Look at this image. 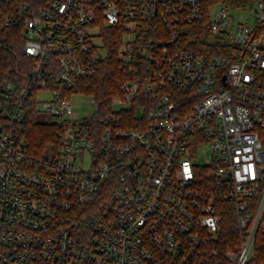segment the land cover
<instances>
[{
	"label": "built area",
	"instance_id": "1",
	"mask_svg": "<svg viewBox=\"0 0 264 264\" xmlns=\"http://www.w3.org/2000/svg\"><path fill=\"white\" fill-rule=\"evenodd\" d=\"M254 4L250 28L230 10L251 3L210 15L208 0H0L13 56L0 67V264H255L264 0ZM109 33L119 93L80 114L73 95L107 58ZM32 124L53 130L41 150ZM203 145L211 165L199 168Z\"/></svg>",
	"mask_w": 264,
	"mask_h": 264
},
{
	"label": "trees",
	"instance_id": "2",
	"mask_svg": "<svg viewBox=\"0 0 264 264\" xmlns=\"http://www.w3.org/2000/svg\"><path fill=\"white\" fill-rule=\"evenodd\" d=\"M256 0H208L210 4H223L227 7L233 8L249 4ZM112 33V32H111ZM111 33L107 34L105 38V46L108 48L109 53L105 61L101 64L98 72L90 79L84 81L83 92L86 95L92 96L100 103L108 102L112 97L118 95L119 84L121 82V72L119 70V61L116 58V51L119 40L117 36H113ZM199 43L205 40L202 35L197 37ZM202 41V42H201ZM190 49L194 52H202L197 45L190 46ZM215 53H218V48H214ZM16 54H19L17 51ZM13 59L12 54H9L0 47V67L11 64ZM30 136L33 141L39 147L38 150L43 149L45 145L52 140L53 130L52 128L41 126L38 124L31 125ZM235 220L233 215H229L224 218L221 225V235L226 243H229L231 239L235 237ZM255 264H264V234L258 233L256 236L255 244Z\"/></svg>",
	"mask_w": 264,
	"mask_h": 264
},
{
	"label": "rangeland",
	"instance_id": "3",
	"mask_svg": "<svg viewBox=\"0 0 264 264\" xmlns=\"http://www.w3.org/2000/svg\"><path fill=\"white\" fill-rule=\"evenodd\" d=\"M251 12L243 11V10H236L231 9V15L233 16L234 23H241L243 25H247L250 28L255 27V4L254 1L251 2ZM216 8V4L212 5L210 8V15L214 13V10ZM96 35V31H93ZM207 40H215L216 37L206 35L205 39ZM93 43L98 46L101 49V52L104 54L103 49V38L95 36L93 37ZM45 97H47V94H44ZM93 100L92 96L86 95L83 91L79 94L73 95V105H74V111L79 112L80 114H87L90 115L94 111V105L91 103ZM122 108V105H113L112 109L114 111H120ZM193 164L199 168L208 167L211 165V159H210V152L206 145H203L199 148V150L196 153V156L193 160Z\"/></svg>",
	"mask_w": 264,
	"mask_h": 264
}]
</instances>
